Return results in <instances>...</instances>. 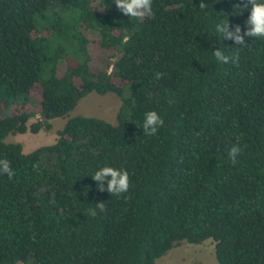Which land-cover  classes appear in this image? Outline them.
<instances>
[{"label": "trees", "instance_id": "trees-1", "mask_svg": "<svg viewBox=\"0 0 264 264\" xmlns=\"http://www.w3.org/2000/svg\"><path fill=\"white\" fill-rule=\"evenodd\" d=\"M205 3L153 0L141 21L114 0H0V159L15 172L0 174V264H155L209 239L219 264H264V38L223 41L215 25L243 33L250 11ZM92 91L121 99L116 123L68 117L28 153L5 142L50 130ZM149 111L164 120L152 137ZM104 166L128 171L126 193L97 190Z\"/></svg>", "mask_w": 264, "mask_h": 264}, {"label": "clouds", "instance_id": "clouds-1", "mask_svg": "<svg viewBox=\"0 0 264 264\" xmlns=\"http://www.w3.org/2000/svg\"><path fill=\"white\" fill-rule=\"evenodd\" d=\"M116 8L129 18L143 20L145 17L154 18L152 8L153 0H114ZM208 4L205 0H200L199 8L207 9ZM235 7L248 9L250 15L246 21L247 30L242 33L241 26L235 25L234 31L230 30L228 19L221 21L215 25V32L218 37L224 40H233L237 45L245 46V37L249 38H264V0H240ZM216 60L220 63H237L239 62V52L232 56L224 55L223 52L217 49L214 53ZM162 73H156V78H160ZM174 103V101H169ZM235 123V122H234ZM164 125V120L156 111L145 113V118L142 124L143 133L149 137L156 136L158 130ZM238 126V125H237ZM237 143L233 145L229 151V157L233 164L236 163V157L240 152L239 140L236 137ZM0 174H6L9 179L15 176V172L11 168L10 162L7 159H0ZM93 180L100 182L97 190L104 191V181H107V191L110 195L121 196L129 190L130 178L126 169H117L111 166H104L97 170L91 176ZM127 200L128 197H125ZM97 210L100 213L106 211L105 202L95 204V208L89 209L88 215L95 218Z\"/></svg>", "mask_w": 264, "mask_h": 264}, {"label": "rangeland", "instance_id": "rangeland-1", "mask_svg": "<svg viewBox=\"0 0 264 264\" xmlns=\"http://www.w3.org/2000/svg\"><path fill=\"white\" fill-rule=\"evenodd\" d=\"M98 6L97 3H94ZM67 15L68 13H64ZM88 36H90L88 34ZM97 54V44L93 42L90 44ZM101 56V54L99 55ZM35 97L38 94L34 95ZM34 97V98H35ZM121 104V99L113 92L106 94H98L97 92H90L81 98L75 108L71 110L66 116L52 119L50 122L52 127L50 130H40L37 133L29 131L25 133H9L5 142L20 143L24 153H28L35 148L53 143L57 138V130L61 129L68 117L81 115L88 117H97L104 119L111 123H116V116ZM32 110L31 107L28 108ZM18 110V109H17ZM38 117L35 116V118ZM35 118H31L33 122ZM15 264H23L17 262ZM155 264H219L214 252V242L209 239L200 244H191L182 241L180 244L174 246L165 255L157 258Z\"/></svg>", "mask_w": 264, "mask_h": 264}]
</instances>
